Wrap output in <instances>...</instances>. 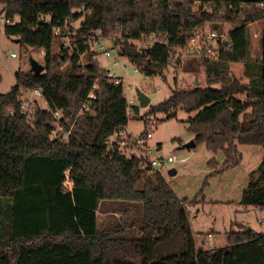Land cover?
I'll return each mask as SVG.
<instances>
[{"label": "trees", "instance_id": "16d2710c", "mask_svg": "<svg viewBox=\"0 0 264 264\" xmlns=\"http://www.w3.org/2000/svg\"><path fill=\"white\" fill-rule=\"evenodd\" d=\"M0 6L7 20L19 18L4 26V35L45 52L41 74L16 75L10 91L0 94V264H264V234L245 227L228 233L222 247L196 244L189 201L174 194L147 156H127L109 143L128 122L123 85L109 82L98 62H80L89 53L90 33L103 37L119 26L125 38L114 43L119 56L145 76L164 79L168 68L201 74L204 86L174 89L151 113L171 119L178 109L197 112L186 121L195 145L223 156L221 163L215 157L207 162L208 177L240 164L238 146H260L262 160L248 174L240 204L264 212V0H0ZM80 19L72 51L52 55V29L63 34V26ZM255 23H261V58L251 61ZM222 25L232 29L215 58L205 51L185 59L176 54L195 28L222 34ZM150 35L166 43L140 48L137 42ZM233 64L243 66L246 83L231 76ZM33 89L47 109L26 116L19 92ZM84 104L88 110L81 114ZM52 112H60L66 128L72 125L66 139L50 138ZM106 201L141 205L139 239L120 235L136 229L134 222L98 228L97 212Z\"/></svg>", "mask_w": 264, "mask_h": 264}, {"label": "rangeland", "instance_id": "374dc122", "mask_svg": "<svg viewBox=\"0 0 264 264\" xmlns=\"http://www.w3.org/2000/svg\"><path fill=\"white\" fill-rule=\"evenodd\" d=\"M1 9L2 6H0V14L3 15ZM18 20L19 18L15 17L11 23L14 24ZM80 21L81 19L69 23L67 27L63 26V34L53 35L55 37L51 45L52 55L58 54L60 48L68 53L72 51L75 46L74 31L79 28ZM47 23L50 24L49 21ZM3 28L4 25L0 24V94H6L10 91L11 87L15 85L16 75L30 73V60H34L43 66V55L45 54L43 49L26 48L21 46L19 41L16 42L15 39L8 38L4 35ZM260 28L261 23L250 26L249 58L251 61L261 58L260 43L258 41ZM55 29L57 28H53L52 32ZM231 29V26L228 25L219 27V31L223 32L224 37ZM121 32L122 28L116 26L109 33L103 35L100 40L104 50L110 52L109 57H106L90 44L89 53L82 55L80 62L83 65L89 60H94L98 62L100 68L122 79L124 96L128 103V122L123 138L124 154L135 153L141 155L144 149L142 144L138 142L141 138L144 139L146 133H150L151 138L144 143V146L150 148L149 160L161 158L166 161L168 158L172 159L171 163L157 169L160 170L165 183L174 194L179 199L189 201L186 209L197 245H204L206 250L222 247L226 244L227 234L238 231V226L245 227L246 230L250 228L252 233L255 234H264V225L258 222V220H264L262 210L249 209L250 213L246 217L240 214L239 211L240 199L247 185L248 174L260 164L263 155L262 148L248 145L238 146V152L241 155L240 164L219 176L208 177L210 170L207 167V162L215 157L216 161L221 163L223 160L222 154L212 155L207 151L204 143H198L192 149L183 148L184 145L194 140L195 134L188 129L186 121L195 116L197 112L188 113L178 109L176 116L171 119H167V114L164 113H151V109L166 100L174 89L181 90L194 86H204L203 76L201 74H184L181 69L173 71L171 68L164 72V79L160 76L147 77L140 71L134 72L135 66L125 57L119 56L120 47L114 45V41L117 40L119 43L125 42V38L121 37ZM124 33L127 34L126 31ZM188 52V48H184L176 51V54H181L185 59L183 55L188 54ZM12 54L13 57H11ZM67 67L68 63L61 64L60 70L63 71ZM230 73L234 78H238L240 82H247V79L243 76V66L241 64L231 65ZM174 77L175 83L173 81ZM195 82H198V85H195ZM137 90H140L149 98L150 102L147 107L142 108L139 106L136 96ZM28 97L30 96L25 94L22 100L26 101L30 114H33L36 108L47 109L42 98L30 99ZM240 98L244 99V96H240ZM132 106L136 110L131 109ZM64 129L70 131L72 125L66 128L62 124L60 132ZM66 137L67 133L64 139ZM50 138L53 137L50 136ZM171 169L176 172L173 176L168 175V171ZM127 203L120 201L102 203L104 205L99 210L98 228L101 230L111 229L117 223L129 224L134 222L136 229L131 228L130 231L120 235L127 239H139L141 234L137 232V228L141 218L138 208L140 209L141 205L128 203L132 205H128L126 215H121ZM108 207L114 208L110 214L107 210ZM240 219H243L242 224L237 223ZM207 233H211V237H208ZM113 235L115 234L113 233ZM206 240H208V244L205 243Z\"/></svg>", "mask_w": 264, "mask_h": 264}, {"label": "built area", "instance_id": "2783aa9c", "mask_svg": "<svg viewBox=\"0 0 264 264\" xmlns=\"http://www.w3.org/2000/svg\"><path fill=\"white\" fill-rule=\"evenodd\" d=\"M0 24L3 26L5 25H9L11 24V21L7 20L6 17L4 16V14H0ZM59 28L55 29L53 32V35L57 36L59 35ZM226 37V35H225ZM223 34H218L217 32H215L214 30H211L209 28L206 27H197L193 30V32L191 33V36L189 37V40L187 42V44L184 46V48H188V54L190 55H200L203 51L207 52V54L211 57V58H215L217 51L220 48L219 43L223 42V40L225 39ZM162 37H157L155 35H150L146 38H141L140 41L137 42L138 46L142 49H147L150 48L151 46H153L156 43H161L164 44L166 43L165 39H161ZM102 39L101 37V33L99 31H94L92 33H90L87 36V44L93 47H95L96 50L101 51L106 57L110 56V52H108L107 50H104V48L101 46L100 40ZM115 42V41H114ZM183 48V49H184ZM120 52V49H119ZM118 52V55H119ZM14 55L12 54L11 57H13ZM139 70L135 67L134 72H138ZM107 79L109 80V82L113 83L114 85H123L122 79L117 77L114 74H111L109 71H107ZM95 86H93L92 91L88 94V98L89 99H94V94H93V90H94ZM19 94L21 95V98H23V96L25 94H28L30 97L28 98H42V93L40 90L38 89H33V90H21L19 92ZM130 105V104H129ZM131 106V105H130ZM88 110V106L86 104H84L80 110V113L82 114L83 111H87ZM21 113L25 114L26 116L30 115V111L28 110L26 101H23L22 105H21ZM51 117H52V127L53 129L50 132V136L55 137L56 135L61 136V137H65L66 133L67 135L69 134V130H65L61 131V119L62 116L60 114V112H52L51 113ZM60 124V126H59ZM124 134H125V130H123L122 132H118L115 133L111 138L109 143H116L121 150H124L123 148V138H124ZM151 138V134L150 133H146L144 139L141 138L140 142H138L139 144H142V147L144 149V151L141 153V156L143 157H148V154L150 153V148L147 146H144V143H146L145 141H147L148 139ZM138 140V139H137ZM127 156L130 155L126 154ZM140 156V155H139ZM172 159H167L166 161H164L163 159H158V160H149V165L151 168L157 169L158 167H161L167 163H171ZM65 186L68 188H71V183L70 182H66ZM258 222L261 225H264V220H258ZM208 237H211V235H208Z\"/></svg>", "mask_w": 264, "mask_h": 264}, {"label": "water", "instance_id": "95a60500", "mask_svg": "<svg viewBox=\"0 0 264 264\" xmlns=\"http://www.w3.org/2000/svg\"><path fill=\"white\" fill-rule=\"evenodd\" d=\"M16 42H18L19 40L15 39ZM226 40L223 41V44H226ZM29 67H30V72L33 74V75H39L43 72L44 70V67L42 65H40L39 63H37L36 61L34 60H30L29 61ZM195 85H198V82H195ZM136 96H137V99H138V102H139V106L144 108V107H147L149 105V98L147 96H145L140 90H137L136 91ZM183 148H186V149H192V148H195V143L194 141H191L190 143L184 145ZM161 160V158H159ZM175 170L171 169L168 171V175L169 176H173L175 175ZM251 230L250 229H247V232H250Z\"/></svg>", "mask_w": 264, "mask_h": 264}, {"label": "crops", "instance_id": "0c3cea01", "mask_svg": "<svg viewBox=\"0 0 264 264\" xmlns=\"http://www.w3.org/2000/svg\"><path fill=\"white\" fill-rule=\"evenodd\" d=\"M126 128V127H125ZM124 128V130H126ZM104 204H101L100 205V207H99V210H100V208H101V206H103ZM128 205H130V204H126V206H125V208L123 209V212L121 213V215H126V213H127V210H128ZM249 209H252V207H244V206H239V211H240V214H242L244 217H246V215L248 214V213H250V210ZM254 209H256V208H254ZM99 210H98V212H97V214L99 215ZM107 210H109V214H110V212H112L113 210H114V208H111V207H108L107 208ZM260 210V209H259ZM126 211V212H125ZM115 214V216H117V214L116 213H114ZM264 214V213H263ZM264 216V215H263ZM242 222H243V219H240L237 223H240V224H242ZM231 223V222H230ZM229 223V224H230ZM191 226V225H190ZM191 229H192V232L194 233V231H193V228H192V226H191ZM250 229V228H249ZM251 230V229H250ZM252 232V231H251ZM211 233H207V236L208 235H210ZM205 243L206 244H208L209 242H208V240H206L205 241ZM199 246V245H198Z\"/></svg>", "mask_w": 264, "mask_h": 264}]
</instances>
